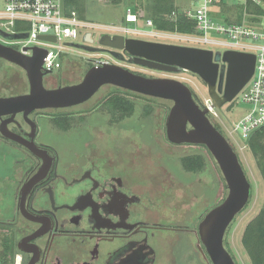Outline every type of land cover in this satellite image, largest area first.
Returning a JSON list of instances; mask_svg holds the SVG:
<instances>
[{
	"label": "flooded vegetation",
	"instance_id": "af4514ba",
	"mask_svg": "<svg viewBox=\"0 0 264 264\" xmlns=\"http://www.w3.org/2000/svg\"><path fill=\"white\" fill-rule=\"evenodd\" d=\"M96 40L91 46L101 48ZM85 53L144 76L169 74L133 65L121 51L119 59L108 51ZM77 58L82 64L71 73L75 83L96 62ZM12 67L21 70L0 59V81ZM51 76L43 78L47 89L74 84ZM97 92L71 108L0 118V147L8 161L0 165V264H212L198 232L208 211L204 179L222 187L211 155L174 152L204 148L169 142V101L121 89ZM193 99L200 107L194 92ZM52 131L73 136L45 139ZM30 145L43 153L35 155Z\"/></svg>",
	"mask_w": 264,
	"mask_h": 264
},
{
	"label": "water",
	"instance_id": "95a60500",
	"mask_svg": "<svg viewBox=\"0 0 264 264\" xmlns=\"http://www.w3.org/2000/svg\"><path fill=\"white\" fill-rule=\"evenodd\" d=\"M6 39L25 36L6 35ZM85 43L69 44L88 53L108 51L116 59L119 52L129 55V63L169 74L186 73L204 83L212 107L221 110L230 104L250 80L254 71L255 56L233 50L223 52L204 48L153 42L123 36L100 35L91 46ZM44 52L32 50L30 56L0 43V59L20 68L26 76L28 92L0 97V118L32 111L71 108L87 102L100 88L111 86L131 93L169 101L165 131L169 142L180 145L203 146L213 158L226 187L224 198L206 212L199 223L198 232L212 264H235L224 247V236L235 217L245 208L250 198V184L236 152L193 99V93L183 82L167 77L144 76L118 64L106 63L91 66L77 83L47 89L41 63ZM1 134L21 142L16 135ZM28 149L35 155L43 152L34 145Z\"/></svg>",
	"mask_w": 264,
	"mask_h": 264
},
{
	"label": "built area",
	"instance_id": "2783aa9c",
	"mask_svg": "<svg viewBox=\"0 0 264 264\" xmlns=\"http://www.w3.org/2000/svg\"><path fill=\"white\" fill-rule=\"evenodd\" d=\"M193 1L196 3L193 9L180 8L174 3V10L167 15L173 22L180 17L194 23L191 32L180 33L156 29L150 18L141 16L143 10L133 12L128 5L121 23L107 25L79 18L76 10L65 6L64 0H0V32L25 36L4 39L7 46L24 55L30 56L35 48L43 50L41 68L47 75L59 72L65 63L83 54L94 58V65L106 64L104 56L87 55L69 45L87 44L84 41L86 36L92 42L100 35L142 40L153 38L158 40L155 42L182 43V46L213 52L233 50L253 54V75L238 93L240 101L247 106V112L235 123L224 119L217 121L218 110L212 107L210 98L199 96L187 85L200 101V107L207 109V116L219 124L223 130L221 134L233 150L236 149L233 144L238 146V150H248L250 136L264 127V0ZM140 22L142 25H139ZM128 23L134 26L126 25ZM78 39H82V42H78ZM77 51L82 53L78 54ZM182 80L190 83L184 78ZM239 142L243 144L241 147Z\"/></svg>",
	"mask_w": 264,
	"mask_h": 264
},
{
	"label": "rangeland",
	"instance_id": "374dc122",
	"mask_svg": "<svg viewBox=\"0 0 264 264\" xmlns=\"http://www.w3.org/2000/svg\"><path fill=\"white\" fill-rule=\"evenodd\" d=\"M136 1L140 3L139 0H78V3L74 4L72 8L77 10L80 13V15L83 17V19L90 23L118 25L119 23H121L123 19L125 7L127 5L128 7H131ZM141 2L146 3V0H141ZM174 3L178 5L180 8L193 9L196 7V3H194L193 0H175ZM138 8L141 9V11L143 10L141 12V16L144 15V17H146V13L144 9L141 8L140 5ZM126 25L134 26L133 24H130V23ZM139 25H142V22H140ZM139 25L137 26L139 27ZM147 40L153 41V42L158 41L157 39H153V38H148ZM77 41L82 42V39H78ZM178 44L184 45L182 43H178ZM77 53L80 54L81 52L77 51ZM82 58L83 59L85 58V54L82 55ZM81 64L82 62H80L78 58H74L72 61L67 62L62 66L63 70L60 74L59 72L57 73L54 72L51 77H53V79L57 81H62V82L66 81L69 83H75L76 81H73L74 80L73 74L74 72L77 71V69L79 68V66H81ZM126 68L130 70H136L135 68H132V67H126ZM72 71H73V74H71ZM144 73L146 75L148 74L151 76L173 78L183 83L184 81L182 80V78H184L190 82V83L185 82V84L188 85L190 88H192V90H194V92H196L199 96H202V95L208 96L206 87H204L201 80H199L197 77L193 75L190 76L189 74L187 75L168 74L164 76H158L155 73H150V72H144ZM6 78L7 80L5 82L0 81V96L1 95H3L2 97L15 96V95H19L21 93L27 92L28 83H27L25 74L21 70L15 67H12L11 69H9ZM112 89L113 88H111V86L110 87L104 86L100 88L97 93L98 95L101 93L107 94L110 91H112ZM131 98L136 103L139 102V100L135 98L134 96H132ZM70 111H73V108L70 109ZM222 111L225 114L224 120L235 123L246 114L247 106L244 105L240 101V97L239 95H237L236 98L233 100V103H231L230 105L226 104L225 106L222 107ZM220 119L222 118L218 112L216 120L219 121ZM62 136L72 137L73 132H70L68 134H62V133H59V131H52L51 135H48L47 137L44 135V138L47 139L48 137H50L48 139H51L54 142V141H57L58 138ZM142 137H145V138L149 137L148 130H146L142 134ZM242 145H243L242 142H239V146L241 147ZM233 146L236 148L235 152L244 170L246 178L250 184V198L245 208L235 217V219L233 220V222L227 229L226 234L224 236L223 243H224V247L229 252L231 257L233 258L235 264H249L248 258L246 257L241 247L240 240H241L242 231H243V228L246 222L250 220L253 216H255L261 208H264V182H263V177L258 171L255 160L251 156L250 152L244 149L238 150V146L234 144ZM204 150L205 149H202V148L200 149L196 147L186 146V147H181V148H175L174 152L178 154H182V153L185 154L188 152L189 153H192V152L203 153L205 152ZM211 160L214 166H216L212 157H211ZM5 162L7 163L8 161L4 159V150L0 147V165H2ZM177 169L179 170V168ZM175 172L178 173L176 170ZM209 181H210L209 178L204 179V184L206 185L205 193H206V201H207V210H210L212 207L218 204L224 198L226 194V187H225V183L222 178H221L222 187L221 189H219L221 191L220 195H219V190L217 189L218 186L216 185V188L209 186L208 185ZM211 185H213V183H211ZM189 199L193 200V197Z\"/></svg>",
	"mask_w": 264,
	"mask_h": 264
},
{
	"label": "trees",
	"instance_id": "16d2710c",
	"mask_svg": "<svg viewBox=\"0 0 264 264\" xmlns=\"http://www.w3.org/2000/svg\"><path fill=\"white\" fill-rule=\"evenodd\" d=\"M139 1L140 3L136 1L131 6L133 12H138V7L140 5L141 8L144 9L146 17L153 21L156 29L162 31L175 30L180 33H187L193 30L192 26L194 23L190 21H186L180 17L175 22L168 19L167 15L175 8L174 0H146V3H142L141 0ZM64 3L67 8L74 9L72 6L77 4L78 0H64ZM76 12L79 18L82 19L83 17L80 13L77 10ZM111 88L117 89L114 87ZM112 95L113 99L118 97L121 98L117 94ZM231 103H233V101ZM208 118L212 121V123H214L217 130L222 133L219 124L215 122V120L213 121L209 115ZM247 149L255 160L258 171L262 175L264 182V127L255 131L250 136L247 142ZM206 152L208 153L207 150ZM240 244L246 257L248 258L249 264H264V208H261L255 216L246 222L242 231Z\"/></svg>",
	"mask_w": 264,
	"mask_h": 264
}]
</instances>
